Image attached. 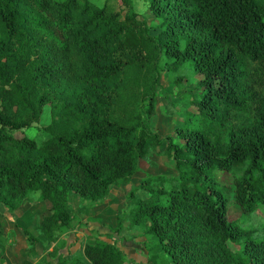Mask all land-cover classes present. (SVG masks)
<instances>
[{
	"label": "trees",
	"instance_id": "trees-1",
	"mask_svg": "<svg viewBox=\"0 0 264 264\" xmlns=\"http://www.w3.org/2000/svg\"><path fill=\"white\" fill-rule=\"evenodd\" d=\"M147 2L157 34L130 0H0V200L15 209L38 190L47 213L39 237L26 231L27 255L52 244L55 255L74 226L72 193H106L163 156L173 177L146 175L126 193L149 249L173 264H264V221L246 226L264 206V0ZM163 73L179 90L195 82L165 137L152 124ZM44 119L41 144L15 134ZM83 255L127 262L102 239Z\"/></svg>",
	"mask_w": 264,
	"mask_h": 264
},
{
	"label": "rangeland",
	"instance_id": "rangeland-1",
	"mask_svg": "<svg viewBox=\"0 0 264 264\" xmlns=\"http://www.w3.org/2000/svg\"><path fill=\"white\" fill-rule=\"evenodd\" d=\"M91 1L99 6L107 5L116 10H124L125 8L121 4V0ZM130 1L132 10L142 13L149 22L152 29L151 32L157 34L155 27L158 26L159 20L150 13L147 0ZM194 86L195 82L193 80L190 85L183 89H176L171 76L166 73L162 74L156 89L157 112L152 120L153 128L158 129L162 137L168 134H175V127L183 122L185 104L182 103L181 97ZM46 120L33 122L28 128L15 131V134H26L34 138L38 144H41L50 137L44 130ZM13 152L14 157H24L26 155V153L22 155L21 153H17V151ZM151 161L153 163H143L140 172L136 173L129 183L113 186L106 193L91 192L83 197L72 193L70 196L71 209L74 216H76L73 228L61 235L62 241L55 255L50 254L54 244L50 247L45 246L47 248H44L43 256L41 258L38 257L35 264H60L62 259L65 260V264H83L85 261L83 246L88 242H94L96 239L116 242L126 255L127 262L125 264H166L167 257L163 252H155L149 249L151 242L144 233V227L131 226L126 217V212H129L131 209V202L126 197V193L134 182H140L146 175L151 178L158 175H163V178L167 179L173 177L174 171L167 165L163 156L152 155ZM216 176L223 182H230L232 180V177L221 171H216ZM15 203L17 201L13 200V203L7 206L3 199L0 200V220L8 219L4 216V213H13V216H17L21 215L23 210L26 213L25 210L31 208L32 210L27 212L32 214V224H36V229H38L39 221L37 219L45 217L48 207V203L42 200L39 191L35 190L31 192L29 198L16 204L18 206L14 209ZM12 204L13 208L10 209L9 207ZM34 213L37 216L36 219L34 218ZM229 213L236 216L242 214L241 210L235 206L229 209ZM119 215H121L123 221L118 228ZM251 216L250 219H246L248 220L246 226L254 227L260 225L264 221V206H261L259 211L252 212ZM32 230V227L29 229L26 224H15V235L17 236L22 235L23 232L26 233V231L34 235L35 233ZM1 239L3 241L0 240V248L6 243L4 233ZM23 239L26 242L25 245L28 246V238L23 237ZM167 264L173 263L169 261Z\"/></svg>",
	"mask_w": 264,
	"mask_h": 264
},
{
	"label": "crops",
	"instance_id": "crops-1",
	"mask_svg": "<svg viewBox=\"0 0 264 264\" xmlns=\"http://www.w3.org/2000/svg\"><path fill=\"white\" fill-rule=\"evenodd\" d=\"M32 209L29 208L25 210L26 213H21V215L13 216V213L6 214L4 213V216H6L8 219L6 220H0L1 228L3 230V233L6 237V243L2 248H0V263L5 262L7 264H24V262L28 259H30L31 264H35V261H37L38 257L43 256V251L38 250V255L33 258H29L27 255V246L25 245V240L23 237L28 238L27 234L23 232V234L17 236L15 235V224H26V226L30 229L32 227V231L35 233L34 235L39 237V226L44 222V218H38L37 220L39 221V226L38 229H36L37 225L32 224V214L28 213ZM28 211V212H27ZM35 215V213H34ZM36 215L34 218L36 219ZM15 223V224H13ZM32 224V225H31ZM25 231V230H24ZM34 260V261H33Z\"/></svg>",
	"mask_w": 264,
	"mask_h": 264
},
{
	"label": "built area",
	"instance_id": "built-area-1",
	"mask_svg": "<svg viewBox=\"0 0 264 264\" xmlns=\"http://www.w3.org/2000/svg\"><path fill=\"white\" fill-rule=\"evenodd\" d=\"M0 264H7V263H5V262H1Z\"/></svg>",
	"mask_w": 264,
	"mask_h": 264
}]
</instances>
